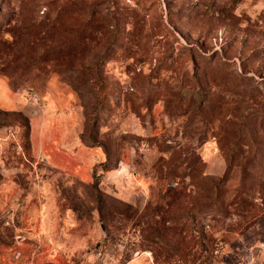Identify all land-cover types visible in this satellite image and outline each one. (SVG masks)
I'll use <instances>...</instances> for the list:
<instances>
[{
	"label": "rangeland",
	"instance_id": "374dc122",
	"mask_svg": "<svg viewBox=\"0 0 264 264\" xmlns=\"http://www.w3.org/2000/svg\"><path fill=\"white\" fill-rule=\"evenodd\" d=\"M0 264H264V0H0Z\"/></svg>",
	"mask_w": 264,
	"mask_h": 264
},
{
	"label": "trees",
	"instance_id": "16d2710c",
	"mask_svg": "<svg viewBox=\"0 0 264 264\" xmlns=\"http://www.w3.org/2000/svg\"><path fill=\"white\" fill-rule=\"evenodd\" d=\"M101 166H105V163H103ZM96 177V176H95Z\"/></svg>",
	"mask_w": 264,
	"mask_h": 264
}]
</instances>
